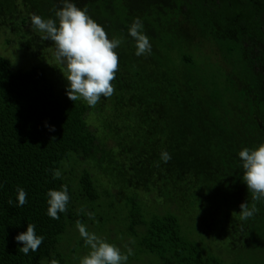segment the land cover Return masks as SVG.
I'll list each match as a JSON object with an SVG mask.
<instances>
[{
  "label": "trees",
  "instance_id": "16d2710c",
  "mask_svg": "<svg viewBox=\"0 0 264 264\" xmlns=\"http://www.w3.org/2000/svg\"><path fill=\"white\" fill-rule=\"evenodd\" d=\"M74 2L121 40L113 95L94 107L68 98L55 45L31 25L62 0H0V48L14 49L0 50V264H79L77 221L130 247L127 264H264V199L238 156L264 142V0ZM62 184L70 200L52 219L46 193ZM244 202L258 209L247 220ZM28 223L44 240L24 255Z\"/></svg>",
  "mask_w": 264,
  "mask_h": 264
},
{
  "label": "clouds",
  "instance_id": "9594fccd",
  "mask_svg": "<svg viewBox=\"0 0 264 264\" xmlns=\"http://www.w3.org/2000/svg\"><path fill=\"white\" fill-rule=\"evenodd\" d=\"M32 28L41 34V39L52 41L55 45V58L65 66L63 71L67 80L66 94L72 101L83 100L89 107H94L101 97H111L114 92L112 81L118 71L119 57L115 51L121 40L109 38L105 28L88 12L80 8L74 0H62V6L55 11V17L47 19L40 15H31ZM144 25L140 18L134 19L128 28V35L135 42V55L150 53L152 45L149 37L143 31ZM54 131V126L50 128ZM238 156L243 169L242 180L246 183L252 199H264V142L252 148H243ZM161 159L167 163L171 159L166 150L161 152ZM59 170L53 171V177L59 178ZM17 204L23 207L27 203V193L23 188H17ZM47 197V215L59 219V213L67 210L70 200L68 186L61 185L59 189H49ZM11 204L12 201H9ZM240 218L247 220L254 216L258 209L247 202L240 205ZM84 244L89 248L86 255L80 258L79 264H127L132 255V249L122 252L120 247L109 243L96 233L87 231L85 225L77 221L76 225ZM19 252L28 255L35 252L43 243L44 237L38 235L35 225L28 223L27 229L15 236Z\"/></svg>",
  "mask_w": 264,
  "mask_h": 264
},
{
  "label": "rangeland",
  "instance_id": "374dc122",
  "mask_svg": "<svg viewBox=\"0 0 264 264\" xmlns=\"http://www.w3.org/2000/svg\"><path fill=\"white\" fill-rule=\"evenodd\" d=\"M2 48H0L1 50ZM4 56L9 58V55L12 54L14 52V49L11 48H4V50L2 49ZM17 52V51H16ZM101 237V235H99Z\"/></svg>",
  "mask_w": 264,
  "mask_h": 264
}]
</instances>
